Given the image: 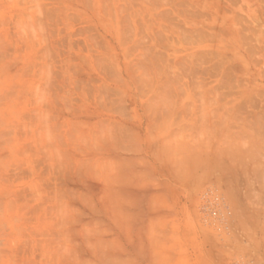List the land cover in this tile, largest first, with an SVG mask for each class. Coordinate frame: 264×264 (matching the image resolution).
Listing matches in <instances>:
<instances>
[{
	"label": "crops",
	"instance_id": "obj_1",
	"mask_svg": "<svg viewBox=\"0 0 264 264\" xmlns=\"http://www.w3.org/2000/svg\"><path fill=\"white\" fill-rule=\"evenodd\" d=\"M253 48L233 76L248 90L174 66L76 139L32 136L24 159L15 141L7 165L0 150V264H264V39Z\"/></svg>",
	"mask_w": 264,
	"mask_h": 264
},
{
	"label": "rangeland",
	"instance_id": "obj_2",
	"mask_svg": "<svg viewBox=\"0 0 264 264\" xmlns=\"http://www.w3.org/2000/svg\"><path fill=\"white\" fill-rule=\"evenodd\" d=\"M263 1L0 0V150L6 165L15 141L24 159L32 136L43 143L47 133L54 140L69 131L76 139L79 126L109 115L127 89L156 83L150 72L174 66L229 72L231 79L219 82L252 88V79L233 76L253 70V63L238 61L253 56L255 40L264 39ZM169 56L214 61L174 65L166 62ZM229 226L236 232L234 219Z\"/></svg>",
	"mask_w": 264,
	"mask_h": 264
}]
</instances>
